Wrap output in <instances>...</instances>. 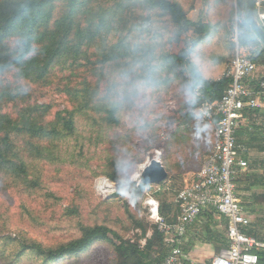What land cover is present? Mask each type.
Instances as JSON below:
<instances>
[{"label": "rangeland", "instance_id": "rangeland-1", "mask_svg": "<svg viewBox=\"0 0 264 264\" xmlns=\"http://www.w3.org/2000/svg\"><path fill=\"white\" fill-rule=\"evenodd\" d=\"M177 1L188 11L190 21H202L210 27L209 37L206 36L198 46H206L213 39L218 18H229L230 10L236 19L237 31V0ZM196 38L192 34L183 36L180 43L173 44L170 54L185 49L189 40L193 47ZM104 50L105 44L102 43L89 54L99 55ZM234 56L230 53L215 57L217 68L209 81L222 77ZM90 59L96 60L91 56ZM51 72L46 87L31 85V91L33 100L52 105L54 114L71 109V105L57 92L65 84L67 71L64 66L57 64ZM172 76L174 83L159 101L162 115L158 127L150 136L140 138L127 130L123 123L120 129H110L101 123L95 125L78 118L75 137L57 144L61 148L52 146L50 160L29 162L31 179L40 180L38 189L9 185L8 180L0 183V264H37L33 253L14 262L20 245L36 243L55 248L78 238L80 226L95 224H105L122 238L135 241L141 247L145 245L156 225L150 218L148 201L156 200L159 208L163 204H175L177 193L193 180L214 146L213 124L209 134L200 135L196 132L193 116L191 120H185L191 113L178 94L180 85L187 79L185 72L183 76ZM15 107L16 104H10L4 108L13 113ZM108 159L118 162L119 184L102 175ZM152 159H157L165 168L167 179L158 185L143 186L141 176L135 177L138 168L146 166ZM255 162L250 159L248 169ZM242 189L238 184L240 196ZM251 204H255L253 199ZM73 209L76 214L71 213ZM251 209L255 211L253 219L256 222L257 210ZM217 215L213 216V222L201 218L189 228L185 242L188 251L192 249L188 246L191 242L193 246L195 243L208 244L204 243V232L215 230L224 234L223 220L220 217L218 220ZM135 221L141 222L143 227L145 225L144 235ZM207 224L211 227H206ZM211 249L216 255L214 248ZM211 259L201 260L199 264H209ZM111 261V248L106 244L93 246L84 256L64 258L55 264H111Z\"/></svg>", "mask_w": 264, "mask_h": 264}, {"label": "trees", "instance_id": "trees-1", "mask_svg": "<svg viewBox=\"0 0 264 264\" xmlns=\"http://www.w3.org/2000/svg\"><path fill=\"white\" fill-rule=\"evenodd\" d=\"M156 3L166 12L169 23L179 29L176 44L180 43L183 36L192 34L197 36L193 43L195 48L206 36L209 37L210 27L202 21H190L188 11L179 1L156 0ZM117 5L118 0H26L24 7L19 8L17 0H0V43L19 30L34 34L37 43L42 46V52L23 66L26 77L31 85L46 87L53 67L63 65L67 75L64 77L65 84L57 92L66 97L71 105V109L53 114V106L33 100L32 91L23 96L0 93V183L8 180L9 185L38 189L40 180L31 179L29 162L50 160L52 146L61 148L57 144L75 137L78 118L95 125L101 123L105 128L122 127V122L114 113L102 108L95 100V82L92 79H96L99 65L121 62L126 53L122 45L115 42L105 45V50L99 55L89 54L92 49L101 46L106 37L103 20L96 23L94 18L115 9ZM243 9V0H237V31L250 34L259 45L258 51L246 55V58L255 65L264 66V45L246 22ZM228 15L232 18V10ZM117 25L122 27L124 22L117 21ZM183 51L170 54L173 63L169 70L175 77L183 76L185 72ZM90 56L96 60L92 61ZM260 81L263 80L252 82L250 88L257 90ZM229 83V79L224 76L208 81L204 86L206 96L210 100L219 99ZM10 104H16L13 113L4 108ZM250 114V109L243 111L245 117ZM191 118L192 115L188 114L185 120ZM102 175L119 184L118 162L108 159ZM243 179L244 174L239 175L236 184H241ZM71 213L76 214L74 209ZM159 214L167 222L172 221L176 215V204L161 205ZM214 215V211L207 210L200 214L198 220L205 218L211 222ZM135 222L144 235L145 225L143 227L141 222ZM207 226L211 227L210 224ZM79 233L78 238L55 248L36 243L20 245L14 262L27 253H33L37 264H55L64 258L84 256L93 246L107 244L111 248V264H162L171 247L176 245L168 243L156 225L152 227L151 237L146 239L143 247L135 241L122 238L105 224L80 226ZM246 233L262 240L256 236L253 228ZM204 236V243L212 245L216 254L229 247L226 238L215 230L204 232ZM187 244H180L186 254L189 252ZM188 246L192 248L193 243ZM155 248H158L157 251ZM256 254L258 264H264V251H256ZM185 264L190 263L185 261Z\"/></svg>", "mask_w": 264, "mask_h": 264}, {"label": "clouds", "instance_id": "clouds-1", "mask_svg": "<svg viewBox=\"0 0 264 264\" xmlns=\"http://www.w3.org/2000/svg\"><path fill=\"white\" fill-rule=\"evenodd\" d=\"M23 8L26 0H17ZM17 8L16 10H19ZM95 22H104L105 45L118 42L125 58L121 62L104 63L97 67L94 97L134 135L150 136L158 127L162 112L160 98L174 83L170 53L179 29L169 23L166 12L156 0H118L115 9L97 15ZM123 21L124 26L117 25ZM213 39L206 46L186 42L182 53L187 76L178 94L186 109L197 122L196 132L209 134V113L201 106L202 92L216 70L215 57L234 54L237 62L242 55L258 51L259 45L250 34L236 31V19L218 18ZM42 52L34 34L19 30L0 43V93L27 95L31 84L23 66Z\"/></svg>", "mask_w": 264, "mask_h": 264}, {"label": "built area", "instance_id": "built-area-1", "mask_svg": "<svg viewBox=\"0 0 264 264\" xmlns=\"http://www.w3.org/2000/svg\"><path fill=\"white\" fill-rule=\"evenodd\" d=\"M255 14L264 30V0H255ZM255 70L256 65L248 58L242 55L237 62L234 56L223 75L230 83L222 96L210 100L203 89L201 106L208 111L207 119L214 125V146L193 180L177 193L173 220L167 222L159 214L156 200L147 203L157 229L168 243L176 244L162 264H185L188 256L180 244L187 230L207 210L227 221L225 238L229 245L213 256L209 264H258L256 251H264V239L246 233L251 221L241 205L236 184L237 177L248 169V162L241 157L236 144V131L243 111L257 108V98H264V80L258 83L257 90L247 85L254 80Z\"/></svg>", "mask_w": 264, "mask_h": 264}, {"label": "crops", "instance_id": "crops-1", "mask_svg": "<svg viewBox=\"0 0 264 264\" xmlns=\"http://www.w3.org/2000/svg\"><path fill=\"white\" fill-rule=\"evenodd\" d=\"M245 56V55H243ZM246 57V56H245ZM254 80L247 82L250 87L252 82H257L259 80H264V66L256 65V70L254 73ZM258 107L255 109H250L251 114L249 116H244L240 120L238 129L236 131V144L239 153L243 159L248 162L250 159L256 161L250 169L244 173V179L241 183L242 196L239 195L241 205L244 208L247 216L250 218L251 224L248 228L249 230L253 228L254 233L260 239H264V98H257ZM238 134V135H237ZM243 175V174H242ZM238 188V185H237ZM255 201V204L249 205ZM244 201H247L246 203ZM250 208V210H249ZM253 209H256V222L253 219ZM217 219L220 216H216ZM215 218V216H214ZM223 220L224 225L222 229L224 231L223 236L225 237V228L227 221ZM220 218L218 220H220ZM197 222V221H196ZM195 222V223H196ZM194 223V224H195ZM189 229L187 230V232ZM187 237V235H186ZM186 237H184L183 242H186ZM210 244H194L192 249L187 253L188 262L190 264H199L201 260L212 258L215 256L211 249ZM213 248V247H212Z\"/></svg>", "mask_w": 264, "mask_h": 264}, {"label": "water", "instance_id": "water-1", "mask_svg": "<svg viewBox=\"0 0 264 264\" xmlns=\"http://www.w3.org/2000/svg\"><path fill=\"white\" fill-rule=\"evenodd\" d=\"M244 15L246 22L251 27L260 42L264 45V30L259 25L255 14V0H245ZM167 178L165 168L157 159L150 160L141 173V182L143 185H158Z\"/></svg>", "mask_w": 264, "mask_h": 264}, {"label": "bare ground", "instance_id": "bare-ground-1", "mask_svg": "<svg viewBox=\"0 0 264 264\" xmlns=\"http://www.w3.org/2000/svg\"><path fill=\"white\" fill-rule=\"evenodd\" d=\"M143 169H144V166H141V167L138 168V172H139V173H137V175H136L135 178H137V179L140 178V176H141L140 173L143 171Z\"/></svg>", "mask_w": 264, "mask_h": 264}]
</instances>
